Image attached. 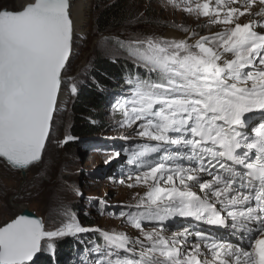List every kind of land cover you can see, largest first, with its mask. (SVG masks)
I'll return each mask as SVG.
<instances>
[{
    "label": "snow or ice",
    "instance_id": "obj_1",
    "mask_svg": "<svg viewBox=\"0 0 264 264\" xmlns=\"http://www.w3.org/2000/svg\"><path fill=\"white\" fill-rule=\"evenodd\" d=\"M171 2L221 30L117 38L138 70L113 105L133 146L105 163L126 154L117 183L144 189L116 206L137 234L86 228L71 213L46 231L20 215L0 227V264H34L42 242L53 251L54 238L88 232L104 243L86 248L81 264H264V0ZM70 8V0L0 8V158L12 167L42 160L73 50ZM174 221L184 222L180 231Z\"/></svg>",
    "mask_w": 264,
    "mask_h": 264
},
{
    "label": "rangeland",
    "instance_id": "obj_2",
    "mask_svg": "<svg viewBox=\"0 0 264 264\" xmlns=\"http://www.w3.org/2000/svg\"><path fill=\"white\" fill-rule=\"evenodd\" d=\"M74 1L85 2V23L81 35L75 38L74 57L63 72L58 110L42 160L30 166L23 178L18 170L10 168L0 159V225L13 218L22 208L28 207L41 216L46 231L57 230L67 222L66 213H71L83 227H99L135 236L137 233L134 229L122 225L120 208L116 206L134 204V193L140 192L142 195L144 189H129L117 183L127 168L126 154L105 163L115 152L133 145L124 139L125 130L116 124L121 116L114 111L112 97L106 96L89 114L77 115L78 111L73 105L78 103L79 88L91 80L90 72L96 57L131 60L118 45L117 38L126 41L134 35H154L172 39L175 34L185 38L187 33L182 30L185 27L194 29L199 35H210L221 29L207 25V18H197L174 7L171 0H124L131 10L129 18L121 26L102 33L96 29L94 18L108 0ZM22 5L18 0H0V8L17 10ZM241 19L242 22L246 20ZM73 86L75 93L71 91ZM125 91L126 88L121 89L119 95ZM82 120L100 131L85 138L75 136L72 133L73 125ZM67 136L76 139L63 143ZM133 137L134 134L130 139ZM100 201L106 202L109 207L102 208ZM181 224L182 221H174L171 231H180ZM91 233L94 232L54 238L51 242L55 254L47 249L46 242H42L43 251L34 264H70L73 257L75 259L72 260L81 264L82 260L89 258L86 248H91L92 243H89V247H77L74 256L68 257L63 249L59 250V242L67 238L81 244L82 237Z\"/></svg>",
    "mask_w": 264,
    "mask_h": 264
},
{
    "label": "trees",
    "instance_id": "obj_3",
    "mask_svg": "<svg viewBox=\"0 0 264 264\" xmlns=\"http://www.w3.org/2000/svg\"><path fill=\"white\" fill-rule=\"evenodd\" d=\"M129 11L131 10L127 7V4L124 3V0H108L94 18L96 29L98 32L103 33L109 29L111 30L121 26L126 18H129ZM121 49L128 54L125 49ZM137 71L133 61L123 57L117 59L115 57L98 56L96 59H93V67L90 72L91 80L80 86L77 94L78 103L73 105L75 110L78 111L77 115L82 113L89 114L90 110H95L98 104L106 98L109 90L115 87H125L129 75H135ZM140 71L141 74H143V71ZM117 81H120L118 87L116 86ZM98 131H100V129L82 120V122L73 125L72 133L79 138H85ZM82 239V243L79 244L74 239L68 240L65 238L59 242V246L61 247L59 250L63 249L65 252L69 251V253L72 254L77 247L79 248L82 245H87L90 241H96L97 243L103 242L99 233L96 232L85 235ZM65 240H68V242ZM40 264L42 263L40 262Z\"/></svg>",
    "mask_w": 264,
    "mask_h": 264
},
{
    "label": "bare ground",
    "instance_id": "obj_4",
    "mask_svg": "<svg viewBox=\"0 0 264 264\" xmlns=\"http://www.w3.org/2000/svg\"><path fill=\"white\" fill-rule=\"evenodd\" d=\"M18 1L21 2L23 5L27 2H30V0H18ZM70 10H71V15L75 18L74 19V38H76V36L81 35V33L83 31V26H84L85 17H86L85 2L84 1L75 2L74 0H71ZM244 22H247V20H244ZM173 37L177 38V39L184 38V36H181L179 34H175V35H173ZM41 251H43V250H41ZM65 253L67 254L68 257L71 256V254H69V251L65 252ZM53 254H55L54 251H53ZM39 258H40V255L34 260V263H36Z\"/></svg>",
    "mask_w": 264,
    "mask_h": 264
},
{
    "label": "water",
    "instance_id": "obj_5",
    "mask_svg": "<svg viewBox=\"0 0 264 264\" xmlns=\"http://www.w3.org/2000/svg\"><path fill=\"white\" fill-rule=\"evenodd\" d=\"M27 3H28V2H27ZM25 4H26V3H25ZM70 4H71V0H70ZM2 8H7V7H2ZM20 8H21V7H20ZM20 8H19V9H20ZM7 9H8V10H14V9H9V8H7ZM19 9H17V10H19ZM70 13H71V10H70ZM71 17H72V19H73V21H74L75 18H74L72 15H71ZM73 40H74V42H73V49H74V47L76 46V45H75V38H73ZM73 57H74V52H73V50H72V54L70 55V58H69L68 62L66 63L65 68L68 66V64L70 63V61H71V59H72ZM64 70H65V69H63V70H62V73H61V80H62V83H63V79H64V77H63V72H64ZM62 83H61V86H62ZM60 91H61V89H60ZM59 95H60V92H59ZM59 95H58V99H59ZM54 116H55V113H54ZM52 126H53V125H52ZM51 131H52V130H51ZM50 134H51V132H50ZM49 137H50V136H49ZM47 142H48V140L46 141V145H47ZM46 145H45V148H46ZM44 150H45V149H44ZM43 153H44V151H43ZM43 153H42V156H43ZM0 159H2V160H3V161H4V162H5L10 168H12V169H14V170H18L23 178L25 177V175H26V171L28 170V168H29L30 166H32V165H30V166L27 167V168L19 169V168H15V167L10 166V165L7 163V161L4 160L3 158H0ZM37 163H39V162H37ZM35 164H36V163H35ZM33 165H34V164H33ZM20 215L29 216V217H31V218H34V219H40V220L43 221V219L41 218L40 215H38L37 213H35L33 210H30L28 207H24V208H22L21 211H20L19 213H17L13 218H11V219L5 221L3 224H1L0 227L4 226L6 223L11 222V220L15 219L17 216H20ZM40 253H41V252L37 253V255L33 258V260H35V259L40 255Z\"/></svg>",
    "mask_w": 264,
    "mask_h": 264
}]
</instances>
